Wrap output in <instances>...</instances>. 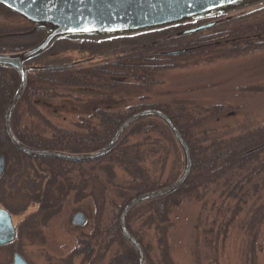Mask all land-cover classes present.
Instances as JSON below:
<instances>
[{
  "label": "rangeland",
  "instance_id": "rangeland-1",
  "mask_svg": "<svg viewBox=\"0 0 264 264\" xmlns=\"http://www.w3.org/2000/svg\"><path fill=\"white\" fill-rule=\"evenodd\" d=\"M250 9L258 10L246 14ZM232 13L243 17L220 25L226 18L223 17L218 25L199 31L192 37L197 44L188 47L196 54H183L166 62L173 67L142 74L136 88L131 84L112 90L100 87L102 83L93 80L96 84L93 89L41 88V95L31 96L30 102L53 126L81 132L86 131L84 125L98 124L92 116L96 109L125 115L133 107L159 106L187 133L193 134L191 137L197 145H207L214 139L228 140L260 127L264 124V4ZM27 29L24 20L0 11V34ZM233 29L234 33L238 32L237 36L226 34ZM35 38L21 37L7 42L25 46L27 42L36 41ZM57 42L52 50H67L48 59L50 63L61 64L92 56L95 60L78 67L93 68L104 63L112 65L116 60L115 56H110L102 61L100 56L78 49L79 43L68 42L61 46ZM250 43L260 45L249 50ZM93 44L96 43H84L81 48L87 50ZM114 44L116 41L111 40L100 45ZM202 48L206 52L200 51ZM235 48L242 50L235 51ZM6 81L7 76L0 73L1 131L3 112L13 93ZM125 82L134 80L129 77ZM14 119L19 128L25 127L45 137L52 135V129L28 111L24 100L18 104ZM160 124L154 121L155 127L148 133L125 135L124 143L134 145L129 150L135 149L136 157L133 150L123 153L118 149L111 160L58 164L64 174L56 175L54 182L46 186L47 203L52 204L47 211L43 205H34L29 197L31 188L37 194L40 182L45 181V176L49 177V166L43 163L38 166L34 162L40 176L31 166L22 177L17 172L10 176L3 173L0 206L13 213L17 238L12 248H0V264L11 262L13 248L31 264H60L64 260L66 264L68 261L71 264H112L116 255L126 257L129 248L118 241H109L100 231L112 224L115 211L122 210L124 199L133 194L132 187H150L156 181L164 186L182 171L181 149L173 135ZM5 146L0 143V151ZM263 161L264 153H260L258 161L253 162L255 168L228 172L214 184L189 185L174 196L180 202L169 206L166 227L172 264H264ZM18 162L22 161L16 158L8 161L5 169L12 165L17 169ZM50 167L58 171L55 165ZM100 188L104 207L95 228L94 195ZM76 211L85 215L81 226L71 223ZM40 212L47 215L43 221ZM153 217L147 202L135 207L127 218L128 230L141 237L147 264H165L158 241L161 232L156 229ZM90 245L92 252L86 255L85 250Z\"/></svg>",
  "mask_w": 264,
  "mask_h": 264
},
{
  "label": "trees",
  "instance_id": "trees-1",
  "mask_svg": "<svg viewBox=\"0 0 264 264\" xmlns=\"http://www.w3.org/2000/svg\"><path fill=\"white\" fill-rule=\"evenodd\" d=\"M250 10L251 11H248L246 14L253 13L254 11L258 9H250ZM0 11H3L5 13L7 12V13H10V14H13L19 17L20 19L24 20V22L28 24V29L31 28V24L28 21L16 15L15 13L1 6H0ZM231 14L233 13L232 12L229 13V16H233ZM223 17H226V15L219 16L217 18H223ZM241 17H243L242 14L233 16L230 18H224L223 21L220 23V25L221 24L223 25L224 23H228V22L229 23L235 22ZM214 18L216 17L200 19L196 21H191L187 23H181V24L172 25V26H168V27H164L160 29H155L151 31H146V32H141V33L131 34V35H125V36H119V37H111V38L98 39V40H59L58 42L56 41L61 46L67 45L66 43L68 42L79 43L77 46L78 49L86 53H93V55H98L101 58H103L102 61L108 60L110 56H115L116 60L112 65L104 63V65L102 64L101 67L81 68V67L75 66V67L64 68V69L33 70V71L28 72L26 86H25V89L23 91V94L18 104L23 100L26 101V105L28 106V111L32 113L33 115L38 116L46 125H48V127H50V129H52V135L50 137H45L40 133H34L31 131H28L25 127L19 128L18 124L15 123L16 119H14L18 104L16 105L12 113V117H11V125H12L13 132L21 142L31 147H35V148L55 149V150H62V151L75 153V152H89V151H93V150H96L102 147L108 141V139L113 134L115 129L118 127V125L127 116H129L130 114L136 111L150 107V108L160 109L164 111L165 113H167L170 116V118L174 121V123L177 125V127L179 128L180 132L182 133L184 139L186 140L190 148L191 156H192V168H191V172L187 180L179 189H177L171 194L145 201L149 204L151 210L153 211V215H154L153 223H155L156 229L159 232H161V235L158 238V241L160 243V246L162 247L163 260L165 264H172L170 260L169 252H168V244H167V238H166L167 228L166 227H167V222H168L167 217H168L169 206L171 204L177 205L180 202L177 198L175 199L174 196H176L178 192H180L182 189L186 188L189 185H196V184L203 185L204 184L205 186L208 184H214V183H217L218 180L222 176L227 174L228 172L235 173L245 168L247 169L249 167L251 169L255 168L253 165V162L258 161L260 153H264V124L248 132L231 137V139H228V140L214 139L207 145H197L196 144L197 142L191 137L193 136V134L191 135L187 133V131L183 127H181V125L178 124V122L174 119V117L171 116L166 110L161 109L159 106L148 104V105H141V106L130 108L128 109L125 115H120V114H117L116 112H111L106 109H100V108L96 109V111L93 112L92 116L98 120V124L91 125V126L84 125L83 128L86 131L81 132L78 130H65V129L53 126L52 124L47 122V120L39 114L38 110L34 106H32L30 102V97L33 95L35 96L41 95L40 91H43L41 90V88H44V87L61 86V87H75L79 89H93L96 86L93 80L101 82L102 84L99 85L100 87H104V88L107 87L108 89H112V90L121 89L131 84H132L131 85L132 87L136 88L138 82H140V79H142L141 77L142 74L148 75L152 71L160 70L162 68L173 67V65H169L166 62H170V60L174 59L175 57L182 56L183 54H196V53H191V51L188 50V47L191 45L194 46L195 44H197L196 40H193L192 37L195 36L199 32L185 34V35H176V33L182 29L192 27L194 25L203 23L205 21L212 20ZM235 31H236L235 29L229 30L226 32V34L228 35L238 34V32L234 33ZM2 34H4V32H2ZM33 36L36 37L35 38L36 41L33 40L30 42H27L25 46H19L18 43L9 44L7 42L10 39L12 40V39H17L21 37H33ZM43 36H44V33L42 31H37L33 34L26 35V36L2 37L0 38V52H13V51L24 50L26 48H29L32 45L39 43L42 40ZM111 40L116 41L117 44H114V46L100 45L101 42L111 41ZM88 42H95L96 44L90 45L89 46L91 47L90 49H87V50L82 49L81 46H84L83 44L88 43ZM53 44L54 42L51 43L48 46V48L44 52H42L39 56L27 61L26 64L28 65L54 64V63H50L48 59L54 58L53 56L56 54H61L65 52L64 50H67V48L52 50ZM250 44L251 45L248 47L249 50L252 48H256L257 46L260 45V44L253 45V43H250ZM200 46L202 45H198V47ZM94 48L96 49L92 50ZM181 48L185 49L183 53L169 54L170 51L181 49ZM237 50L240 51L242 49L235 48V51ZM200 51L206 52L205 50H203V48L200 49ZM202 54H206V53H202ZM68 62H71V61H68ZM114 72H118V73H114ZM0 73L2 75L7 76V81H6L7 87L10 86V89L13 90L14 92L18 84L17 73L14 70L7 68V67H0ZM129 77H132V80H134L133 83L125 82V79ZM17 121H18V118H17ZM154 121H158L159 123H161L160 125L164 126L166 130L168 131V133L172 135L169 129L167 128V126L161 120L155 117H147V118L140 119L134 122L132 125H130L126 129V131L121 135L118 142L115 144L113 149L108 154H106L105 156L95 161L107 160V159L111 160L112 155L118 149H120L123 153H127V152L129 153L130 151L133 150L134 157H136L137 155H136L135 149L129 150V148H133L134 145H129V146L126 145L124 143V137L126 134H130V132L135 133V134L139 132L148 133L149 130L152 129V127H155ZM133 130L135 131L133 132ZM172 138L174 137L172 136ZM0 143H4L6 145L5 148L2 151H0V153L4 154L6 157V163L12 159L14 160V158L22 161V162L17 163L18 164L17 169H14L13 165L6 168L4 171V174H8L10 176V173L15 174V172H17L18 176L21 175L22 177L23 175H25L26 168L31 166L35 170L36 174L40 176L39 172L36 171V169L34 168V165H35L34 162H36L38 166L41 163L49 166L48 167L49 174H47L49 175V177L45 176V181L40 182L41 185L45 183V185L48 186L52 182H54V180L56 179V175L64 174L62 170L58 169V164L66 162L64 160L55 159V158H37V157H35L32 160L30 156L24 153H21L20 151L15 149L6 139L4 132H2V138H0ZM175 144H176V141H175ZM70 163L77 165L82 162H70ZM52 165L53 166L55 165L58 171H55L53 167H50ZM261 167L264 169V161L263 163H261ZM259 170H261L260 166H259ZM169 184H163V185L167 186ZM144 185H147V183L144 182ZM159 185L160 184H158V182L156 181L155 183H152L150 187H145V188H140V189H135L134 187H132L134 192L133 194L127 196L124 199V202H123L124 205L130 198L140 193L164 187V186H159ZM46 186H45V189L41 192V194L37 193L36 195L33 196L35 199L38 200L42 195L41 197L42 202H43L42 208H47L50 206L47 203V199L49 198L47 197ZM31 189H34V188H31ZM103 198H104L103 189L100 188L96 191V194L94 195V201H95V207H96L95 228L98 227L99 217L101 216L102 211H103V207H104ZM145 202H142L138 204L137 206ZM135 207H133L131 211ZM119 211L121 210L119 209L115 211L112 224L105 228H102V230L100 231L101 232L100 234L105 233L104 237H107V238L109 237L108 238L109 241L110 240L118 241L119 243L126 245L130 250L127 252L128 255L126 257L124 254H122L121 256L116 255L114 257L115 259L111 261L112 264H125V262H127L128 264H137L136 253L134 249L129 243H127L124 240V238L121 236L119 232V229H118ZM131 211L129 212V214L131 213ZM126 225H127V228H129L127 224V219H126ZM131 233L141 243V237H138L132 231Z\"/></svg>",
  "mask_w": 264,
  "mask_h": 264
},
{
  "label": "water",
  "instance_id": "water-1",
  "mask_svg": "<svg viewBox=\"0 0 264 264\" xmlns=\"http://www.w3.org/2000/svg\"><path fill=\"white\" fill-rule=\"evenodd\" d=\"M264 0H0V6L15 13L31 24V29L0 35L25 36L42 31V40L33 47L21 51L0 52V67L14 70L18 75L17 87L10 97L2 117V129L8 142L18 151L32 159L55 158L74 162L100 159L108 154L121 135L134 122L155 117L169 129L181 149L183 167L179 176L169 185L140 193L129 199L118 217V229L124 240L136 253L137 264H146V256L140 242L126 227V218L138 204L165 196L179 189L187 180L192 168L190 148L177 125L168 114L157 108H145L127 116L115 129L108 141L100 148L89 152H67L55 149L31 147L21 142L14 134L11 116L26 86L27 73L33 70L64 69L91 62L88 57L61 64L27 65L26 62L40 55L52 42L59 40H98L119 37L160 29L181 23L225 15L255 5H263ZM230 18V16L226 17ZM223 20V19H222ZM221 19L202 23L176 33L185 35L210 28ZM84 29H93L84 31ZM116 29V31H110ZM185 49L170 51L180 54ZM6 158L0 154V177L4 173ZM85 215L77 212L72 222L82 225ZM15 238V228L11 214L0 206V245ZM90 247L88 251H90ZM12 264H28L16 253Z\"/></svg>",
  "mask_w": 264,
  "mask_h": 264
},
{
  "label": "flooded vegetation",
  "instance_id": "flooded-vegetation-1",
  "mask_svg": "<svg viewBox=\"0 0 264 264\" xmlns=\"http://www.w3.org/2000/svg\"><path fill=\"white\" fill-rule=\"evenodd\" d=\"M39 172V171H38ZM45 186L46 185H40V188H37L36 190H37V192L39 193V194H41V192L45 189ZM65 186V188L68 186L69 187V185H64ZM56 189H58L57 187H56ZM33 190V191H32ZM31 191V195H30V197H29V199H32L31 201H33L35 204L34 205H42V199H41V197H42V195H41V197L37 200V199H35L33 196L36 194V191H35V189H31L30 190ZM49 199H47V201H48ZM49 204V203H48ZM50 206H52V204H49ZM26 206V205H25ZM50 206L49 207H47V208H50ZM2 208H5V207H3V206H1ZM47 208H44V210L45 211H47ZM6 210H8L9 211V213L11 214V217H12V222H13V213L8 209V208H5ZM24 209V208H23ZM40 210V209H39ZM43 210V211H44ZM77 212H81V211H76L75 213H77ZM40 213H42V212H40ZM74 213V214H75ZM83 213V212H82ZM49 214V213H48ZM74 214L72 215V219H71V223L74 225V226H81V225H75L73 222H72V220H73V216H74ZM45 217H47V215L46 214H44V213H42V215H41V220L43 221V219L45 218ZM84 223V222H83ZM13 225H14V228H15V238L11 241V242H9V243H7V244H4V245H0V248H7V247H13V245H14V243H15V241H16V238H17V225L16 224H14V222H13ZM91 248L90 249V251L89 252H87L88 251V248ZM92 245H90V246H88L87 247V249L85 250V254L86 255H89L91 252H92ZM12 251H13V255H12V258H11V262L10 263H8V264H12L13 263V257H14V255L16 254V253H18L20 256H22V258L28 263V264H31L20 252H19V250L18 249H12ZM66 260H64V261H62L60 264H66ZM67 264H71L70 263V261H68V263Z\"/></svg>",
  "mask_w": 264,
  "mask_h": 264
},
{
  "label": "snow or ice",
  "instance_id": "snow-or-ice-1",
  "mask_svg": "<svg viewBox=\"0 0 264 264\" xmlns=\"http://www.w3.org/2000/svg\"><path fill=\"white\" fill-rule=\"evenodd\" d=\"M93 29H84V31H92ZM110 31H116V29H110Z\"/></svg>",
  "mask_w": 264,
  "mask_h": 264
}]
</instances>
